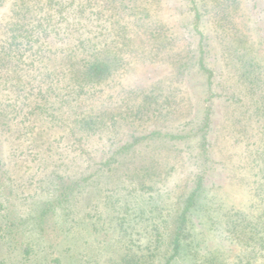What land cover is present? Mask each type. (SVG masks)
<instances>
[{
    "label": "rangeland",
    "instance_id": "obj_1",
    "mask_svg": "<svg viewBox=\"0 0 264 264\" xmlns=\"http://www.w3.org/2000/svg\"><path fill=\"white\" fill-rule=\"evenodd\" d=\"M189 1L117 0L115 8L96 2L99 13L92 15L89 29L107 37L111 73L99 93L107 120L105 128L99 122V131L89 138L96 149L92 159L70 171L73 177L94 174L81 180L82 194L73 209L65 203L66 210L49 209L38 216V225H27V215L37 213L36 206L52 196L48 191L38 200L29 195L42 176L39 166L46 162L31 148L21 152L18 146L13 155L11 139L17 131L0 120V236L23 244L14 252L16 258L29 253L23 264H35L31 258L36 257L45 264H165L167 260L168 264H232L236 260L240 246L225 231L221 214L226 208L254 214L258 204L263 205L256 203L253 191L261 181L256 175L260 165L252 161L256 155L264 159V0H255V9L250 0H195L200 11L198 31L193 29L195 11ZM13 4L14 0L0 3V43ZM200 34L209 49L203 47L205 66L217 73L210 85L206 74L197 71ZM259 78V85L249 83ZM206 107L211 110V123L203 132L211 139L210 164L215 170L172 257V228L197 170L193 155ZM151 132L156 133L148 136ZM144 135L148 137L133 147L122 148L134 136ZM65 143L56 149L73 155ZM27 155L29 162L22 163ZM53 160L51 170L59 164ZM63 168L59 166L56 174ZM146 169L155 174L146 182L149 186H143L141 179ZM126 172L132 178H126ZM28 175L33 177L25 182ZM29 181L33 185H27ZM57 192L65 193L61 182ZM87 202L91 204L84 208ZM20 219L26 220L18 227ZM121 228L128 235L121 236ZM8 252L9 245L2 244L4 264H12ZM127 253H139L141 261L128 260Z\"/></svg>",
    "mask_w": 264,
    "mask_h": 264
},
{
    "label": "trees",
    "instance_id": "obj_2",
    "mask_svg": "<svg viewBox=\"0 0 264 264\" xmlns=\"http://www.w3.org/2000/svg\"><path fill=\"white\" fill-rule=\"evenodd\" d=\"M3 1L0 0V3ZM97 1L106 7L108 3L112 4L113 8L117 6L115 4L117 0H14L11 7L13 16L8 23L6 36L0 43V120H6V123L10 124L8 126L17 131V135L14 134V139H11V144L15 145V149H11L13 155L17 152L18 146H21V152H29L31 148L32 154L37 157L42 154V160L46 162L45 165L39 166L42 176L40 179L37 178L35 190L29 195L37 196L38 200L46 191L52 194L48 198L50 200L47 199L43 204L36 206L37 213L27 215V225L28 222H32V226L38 225L40 223L38 216L49 209L52 211L63 209L62 205L65 203L71 208L75 207L82 194L81 180L94 175H85L83 178L73 177L70 171L76 170L82 161L87 162L92 159L96 149H93L89 138L99 131V122L103 127V123L107 120V114L102 109L104 104L99 100V93L104 84L107 85L111 73L110 58L104 42L107 37L105 32L97 31L98 35H95L89 29L92 15L99 13L95 8ZM250 1L252 8L255 9L257 7L255 0ZM189 3L192 4L191 10L195 11L193 29L198 31L200 11L195 0H190ZM197 40L200 48L197 71L206 74V82L210 85L211 77L217 76V73L208 69L203 61L204 48L208 46L206 40L204 42V36L200 34ZM4 69L6 74H3ZM218 74L220 76L221 72ZM260 80L261 78L253 79L249 83L259 85ZM204 110L206 113L199 128L201 133H198L197 150L193 155V160L198 162L197 170L190 192L181 203L180 210L175 216V226L172 228V257L181 244L192 209L200 202L206 182L212 179V171L215 170L210 164L211 139L207 131L203 132L211 123V110L210 107ZM155 133L151 132L148 136H153ZM148 136H134L133 141L124 142L122 148L133 147L140 139ZM64 141L73 155H64L65 151L56 149L57 146H63ZM28 157L27 155L21 160L22 163L29 162ZM54 158L59 160V164L51 170L49 168L55 165ZM86 159L88 160L84 161ZM106 159L105 157V161ZM121 162L122 160L119 163ZM14 163L17 164V161ZM252 163L254 166L260 165L256 175L261 181L253 191L258 198L256 203L262 202V208L258 204L259 208L254 214L226 208L221 214L225 231L232 235V239L241 250L232 264H264V159L256 155ZM59 166H64L60 175L56 174ZM45 169L47 173H43ZM35 174L36 172L33 176ZM126 175V178H132L130 173L126 172ZM33 176L28 175L25 182ZM154 176L155 174L149 169L143 171L141 174L142 182L145 183L143 186H149L146 182ZM60 182L64 185V194L57 192ZM27 185L33 184L29 181ZM137 185L140 186V183ZM25 199L27 198L23 196L21 201L25 202ZM34 202L35 200L29 204V211ZM89 204L91 202H87L83 207L85 208V205L88 207ZM221 205L218 208H221ZM254 205L255 203L249 206V209L251 210L250 207ZM208 206L213 209L212 204ZM208 212L211 214V211ZM125 217L122 216L123 221L120 225ZM141 219L144 220L143 217ZM22 221L19 220L18 227L24 223ZM120 230L123 231L121 236L128 235L127 230L122 228ZM121 236H118L120 241H122ZM0 238V250L2 244L9 245L7 259L10 258V263L23 264L29 253H24V258H16L17 254L14 253L16 246L23 244L13 243L8 235L7 237L2 235ZM30 247L32 246L30 245L27 250H30ZM122 255L124 257V254ZM125 257L128 260L141 261L139 257L142 256L139 253H127ZM31 260H36L35 264H45L39 257ZM168 263L169 260L165 262ZM0 264H4L1 259Z\"/></svg>",
    "mask_w": 264,
    "mask_h": 264
}]
</instances>
